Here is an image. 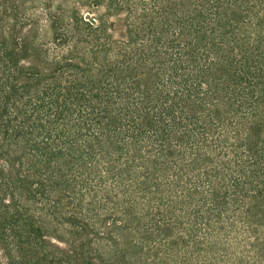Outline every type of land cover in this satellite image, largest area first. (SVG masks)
<instances>
[{"label":"trees","instance_id":"16d2710c","mask_svg":"<svg viewBox=\"0 0 264 264\" xmlns=\"http://www.w3.org/2000/svg\"><path fill=\"white\" fill-rule=\"evenodd\" d=\"M0 264H264V0H0Z\"/></svg>","mask_w":264,"mask_h":264}]
</instances>
